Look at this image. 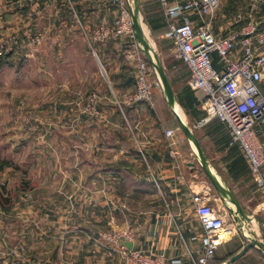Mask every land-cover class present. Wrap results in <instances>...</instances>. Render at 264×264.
<instances>
[{
	"label": "crops",
	"instance_id": "0c3cea01",
	"mask_svg": "<svg viewBox=\"0 0 264 264\" xmlns=\"http://www.w3.org/2000/svg\"><path fill=\"white\" fill-rule=\"evenodd\" d=\"M7 1L5 4L12 3L14 26L19 29L36 28L37 23L43 21L39 16L43 12L49 27L61 29L95 28L109 22L111 15L102 7V0ZM1 3L2 0L0 27H4L8 19L3 15L5 8ZM117 12L115 9L111 13L116 16ZM227 12L222 5L211 23L217 37H225L241 26ZM160 17L163 19L162 12ZM187 18L194 24L199 23L194 14H187ZM145 19L150 24V19ZM238 47L236 45V49ZM128 49L111 39L98 44L96 49L98 61L105 65L107 79L105 86L100 83L95 86L103 98L101 108L108 113L103 118L108 119L109 126L103 122L98 125L108 126L109 133L87 135L80 127L81 116L72 95L75 91L69 84L62 85L63 121L68 125L74 120L79 126L76 135L67 134L64 139L69 141V146L62 156L72 158V164L61 166L59 181L52 192L47 174L59 169L40 167L31 177L33 180L19 188L27 197L15 198L11 209L0 207V264H121L118 243L104 239L102 234L126 227L133 233L132 246L164 252L169 259L177 260L172 264H191L187 251L198 252L202 231L195 214L185 209L192 208L189 191L196 189L198 157L188 139L185 141L176 132L173 138L165 137V130L174 128L164 117L167 109L161 97L166 99L164 92L160 94L156 86L152 89V102L139 101L124 106L129 118V150L117 148L122 139L116 135L115 128L117 122L124 119L125 112L122 110L120 116L108 102L135 89V62L129 59ZM212 58L219 68L216 54ZM201 95L203 98L202 91ZM216 122L221 131V144L210 149V154H203L217 178L229 186L237 198L242 195L244 202L249 203L254 198L247 192L253 181L248 165L243 160L246 177H241L234 163L236 146H229L225 126L217 119ZM262 127L264 125L259 129ZM171 141H174L172 146ZM76 142L77 147H74ZM120 153L127 154L126 163ZM40 172H45L44 181ZM22 191L19 193L23 194ZM9 217L14 221L13 229L2 224ZM245 244L242 241L239 249L232 242L221 244L215 251L213 264H262L261 250L257 246L249 247L230 261Z\"/></svg>",
	"mask_w": 264,
	"mask_h": 264
},
{
	"label": "rangeland",
	"instance_id": "374dc122",
	"mask_svg": "<svg viewBox=\"0 0 264 264\" xmlns=\"http://www.w3.org/2000/svg\"><path fill=\"white\" fill-rule=\"evenodd\" d=\"M219 1V10L223 5V8L226 11L228 10L227 13L232 16L233 20L240 16L244 21L250 10H252L253 18L264 24V0ZM1 4L5 8L3 15H6L8 20L5 21L4 27H0V42L3 46L0 51V194L8 201L7 204L11 209L14 207L15 198L27 197L28 194L19 190V188L22 189L26 184L25 182L33 180L31 177L36 174L40 167L45 169V167L55 168L56 166L59 169V172L52 170L47 174L50 176L49 181L52 185L49 184V187L52 192L54 185L56 186L55 183H58L56 181H59L61 166L72 164V158L62 156L63 150L69 146V141L64 139L67 134L76 135L79 126L74 124V120L68 125L63 121L61 102L65 95L62 92V85L69 84L70 88L75 91L72 95L75 96L77 102L75 105L76 111L81 116L82 123L80 127L85 129L87 135L110 132L108 129L109 124H107L108 119L104 120L103 118L108 113L106 109L101 108V104L104 103L103 98L99 96L96 91L97 86H95V83L105 86L107 79L105 65L103 62L98 61L96 49L98 44H103L109 39L116 40L122 48L129 47V37L109 36L104 41H99L94 38L98 26L95 28L69 29L49 27L44 19V12L39 15L43 21L40 20L36 28H15L11 12L12 6L10 5L12 3L5 4V0H2ZM137 4L143 32L166 73L174 93L176 109H179L183 115L184 124L197 137L203 153L208 155L210 149L221 144L219 140L221 131L217 126L216 119L211 118L207 122L208 124H200L201 120L207 115L202 105L201 91L192 89L189 86V71L186 66L175 58L172 42L167 37L166 21L164 22V18L160 17L161 9L158 0H142L140 4L137 0ZM102 7L108 9L111 14L109 22L106 23L109 26L116 24L119 17V8L116 1L102 0ZM132 7H134V0ZM115 9L118 11L116 16L111 13ZM140 9H142V12H140ZM148 10L149 14H147ZM146 17L150 19L149 23L152 27L146 21ZM160 35L162 36L159 37ZM151 60L154 61L152 55ZM148 63L152 89L156 86L162 94V86L156 71L149 60ZM100 70L103 75H101ZM93 97L95 98V106L99 111L98 116L91 115L84 110L89 98ZM161 97L167 108L164 117L175 129L176 134L187 141L169 110L166 99L163 95ZM109 105L119 115L124 110L125 116H127L125 107L121 109L115 98L108 102ZM125 116L121 122H117L118 127L115 128V132L119 139H122L119 141L117 148L126 151L129 150V118L127 116V123ZM102 122L108 126L98 125ZM210 125H212L211 128ZM260 126V123L255 126V132L259 144L264 149V127L259 129ZM77 143L73 146L77 147ZM235 148L237 154L234 163L240 176L245 178L242 167L244 159L238 147ZM71 149H73L72 145ZM120 154L123 156L120 155V157L126 163L125 156L127 154ZM196 163L198 176L194 181L196 184L195 190H201L200 184L203 182L208 183L211 186V195L215 198L214 205L219 210L229 214H231L230 207L233 206L236 214L234 205H230L232 202L227 198H222L216 192L198 161ZM39 175L44 181L45 172H40ZM38 180L40 181V177H38ZM227 187L229 188V186ZM229 189L235 198L240 200L239 204L245 214V217L241 218L243 231L247 236L262 240L264 232V197L255 182L252 181L247 189L248 196L254 198L249 203L244 202V196L240 195L237 198L233 190ZM19 191L26 193V195L24 193L20 194ZM185 211L193 212V209L187 208ZM3 223L9 225L11 229L14 228V221L10 220V217ZM103 233L102 237L110 240L105 236L108 231ZM250 237L246 238L238 229L228 241L237 245L242 244V241L247 243ZM261 261L264 264V256H262Z\"/></svg>",
	"mask_w": 264,
	"mask_h": 264
},
{
	"label": "built area",
	"instance_id": "2783aa9c",
	"mask_svg": "<svg viewBox=\"0 0 264 264\" xmlns=\"http://www.w3.org/2000/svg\"><path fill=\"white\" fill-rule=\"evenodd\" d=\"M119 8L118 21L114 25L102 22L94 38L104 41L109 36L129 37L127 55L135 62V89L117 100L119 107L134 102H152V84L149 80V63L133 31L131 14L133 0H115ZM263 1V0H259ZM166 21L167 37L172 42L175 58L189 71V85L203 93L202 105L206 112L200 124L211 118L222 123L229 136L230 147L236 146L248 165L257 188L264 197V149L258 142L255 126L264 125V24L253 18L252 10L241 24L225 37H217L211 23L220 7L219 0H158ZM187 14L198 17L194 24ZM182 19L181 22H177ZM238 45V49H236ZM3 48L0 42V51ZM240 56L237 57V54ZM218 57L216 67L212 55ZM101 65V64H100ZM101 75H103L100 70ZM95 97V96H94ZM89 98L85 111L98 116L95 98ZM166 138H173L174 129L164 132ZM174 141L170 142V146ZM201 190L190 188L193 212L201 228L198 252L187 251L191 264H210L218 246L228 241L240 226L234 215L219 210L211 195V186L203 182ZM118 243L122 252L121 264H172L164 252L138 247L128 248L126 241H132L129 227L110 230L105 235Z\"/></svg>",
	"mask_w": 264,
	"mask_h": 264
},
{
	"label": "water",
	"instance_id": "95a60500",
	"mask_svg": "<svg viewBox=\"0 0 264 264\" xmlns=\"http://www.w3.org/2000/svg\"><path fill=\"white\" fill-rule=\"evenodd\" d=\"M131 20H132V26H133V31L135 34L136 41L142 47V51H143L144 55L146 56V58L149 60V62L151 64V66L156 71V74H157L159 81H160V84L162 86V90L164 92L167 104H168L169 108L171 109V111H172V113L176 119L177 124L179 125V127L182 130L185 137L194 145V147L196 149L197 157H198V163H199L201 169L205 173L206 177L208 178V180L210 181L211 185L216 190V192L222 198H227L232 202V204L234 205L235 210H236V214L234 213L236 217L234 216V218L236 219V221L238 222V224L240 226V232L242 233L243 236H247L245 234V232L243 231V222L241 220L242 217H245V214L243 213L238 200L235 198L232 191L223 182H221L217 178V176L214 174V172L210 168V166H209V164H208V162H207V160L203 154V151L200 147V144L198 142L197 137L194 135V133L191 131V129L186 124H184V122L181 120L180 116L174 110L175 99H174L173 90H172L171 85L167 79L166 73L160 64L158 56L155 54L154 49L152 48V46L149 44V42L147 41V39L145 37V34H144L142 26H141L140 18H139V7L137 4V0H134V7L132 10V14H131ZM151 55L154 57V61L151 60ZM247 237H250V236H247ZM248 240L249 241L242 247V249L238 253H236L235 255H233L231 257L230 261H233L235 258H237L239 255H241L246 249H248L251 246H257L264 253V232L262 235V240L254 238V237H250V238H248ZM125 245L128 248H130V247H132V242L126 241Z\"/></svg>",
	"mask_w": 264,
	"mask_h": 264
},
{
	"label": "trees",
	"instance_id": "16d2710c",
	"mask_svg": "<svg viewBox=\"0 0 264 264\" xmlns=\"http://www.w3.org/2000/svg\"><path fill=\"white\" fill-rule=\"evenodd\" d=\"M7 202L8 201L2 197V194H0V205H1V207H3L4 209H8L9 205L7 204ZM228 242H230V241H228ZM236 246H238L237 248L239 249L242 246V244H237ZM229 255H231V254H229ZM261 256H264V253L262 251H261ZM214 261H215V258L213 257V259L210 261V264H213Z\"/></svg>",
	"mask_w": 264,
	"mask_h": 264
},
{
	"label": "bare ground",
	"instance_id": "6f19581e",
	"mask_svg": "<svg viewBox=\"0 0 264 264\" xmlns=\"http://www.w3.org/2000/svg\"><path fill=\"white\" fill-rule=\"evenodd\" d=\"M176 102H175V105H174V110H175V112L180 116V118H181V120L183 121V115L181 114V112L179 111V109H176ZM184 122V121H183ZM193 145V144H192ZM194 146V145H193ZM195 148V147H194ZM230 205L232 206L233 204H231L230 203ZM230 211L234 214L235 213V211H234V208H233V206L232 207H230ZM255 223V222H254ZM255 225V224H254ZM256 228V227H255Z\"/></svg>",
	"mask_w": 264,
	"mask_h": 264
}]
</instances>
